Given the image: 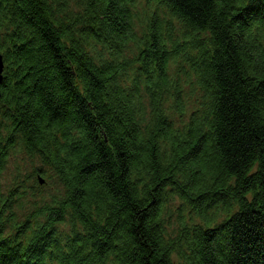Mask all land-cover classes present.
Wrapping results in <instances>:
<instances>
[{
	"label": "trees",
	"instance_id": "16d2710c",
	"mask_svg": "<svg viewBox=\"0 0 264 264\" xmlns=\"http://www.w3.org/2000/svg\"><path fill=\"white\" fill-rule=\"evenodd\" d=\"M0 56V264H264V0H0Z\"/></svg>",
	"mask_w": 264,
	"mask_h": 264
},
{
	"label": "rangeland",
	"instance_id": "374dc122",
	"mask_svg": "<svg viewBox=\"0 0 264 264\" xmlns=\"http://www.w3.org/2000/svg\"><path fill=\"white\" fill-rule=\"evenodd\" d=\"M143 5V2H142ZM165 18L167 19V17L165 16ZM177 26V25H176ZM178 28V26H177ZM174 71H175V66H173ZM186 91L190 92L188 89H186ZM193 92V91H191ZM198 107V101L195 97H192L190 100V105H188V109L187 112L192 113L194 112ZM188 121V116L186 117H177L176 118V123L179 124L181 122H187ZM38 164H40L38 162L37 159H31L28 158L25 155H11V158L9 160L8 165L6 166V169L4 170V172L1 175V190L3 192V194L8 195L10 188L12 187H16L15 183L18 180H24L23 185H29L31 184L32 187L35 188L34 183L31 179H29V176L32 177V174L34 172V168L38 166ZM28 179H25L27 178ZM30 177V178H31ZM35 179V178H34ZM39 179L41 180V186H38V191L41 192V194L44 197H49L48 194H50V192L52 191L53 193H55L54 189H56L60 184L58 182L57 179H54V177L52 175H41L39 177ZM20 181L18 182V184H20ZM58 183V184H57ZM26 187L23 188V190H25ZM19 190V188H18ZM31 190L33 191V189L31 187H28V191L24 192V193H20L21 198L19 199V196L17 197V203L18 200L20 202V204H23V209L25 211L30 210L31 211V206L29 205V203L32 201V199H30L28 197L29 193H32ZM59 190H61L60 186H59ZM20 192V191H19ZM18 194V193H17ZM25 194H27L25 196ZM58 195V193H57ZM56 195V196H57ZM24 211H21V216H25ZM224 219V216H221V218L218 219V222H221ZM67 230V227L66 229ZM173 228H171L169 230V233L171 234L173 231ZM173 235V233H172Z\"/></svg>",
	"mask_w": 264,
	"mask_h": 264
},
{
	"label": "water",
	"instance_id": "95a60500",
	"mask_svg": "<svg viewBox=\"0 0 264 264\" xmlns=\"http://www.w3.org/2000/svg\"><path fill=\"white\" fill-rule=\"evenodd\" d=\"M3 73V60L2 57L0 56V81H1V74Z\"/></svg>",
	"mask_w": 264,
	"mask_h": 264
},
{
	"label": "clouds",
	"instance_id": "9594fccd",
	"mask_svg": "<svg viewBox=\"0 0 264 264\" xmlns=\"http://www.w3.org/2000/svg\"><path fill=\"white\" fill-rule=\"evenodd\" d=\"M41 183V182H40Z\"/></svg>",
	"mask_w": 264,
	"mask_h": 264
}]
</instances>
